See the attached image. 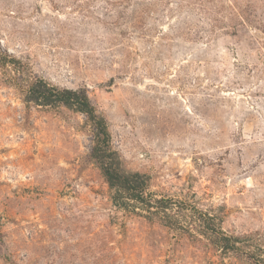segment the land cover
Listing matches in <instances>:
<instances>
[{
    "label": "rangeland",
    "instance_id": "obj_1",
    "mask_svg": "<svg viewBox=\"0 0 264 264\" xmlns=\"http://www.w3.org/2000/svg\"><path fill=\"white\" fill-rule=\"evenodd\" d=\"M0 264H264V0H0Z\"/></svg>",
    "mask_w": 264,
    "mask_h": 264
},
{
    "label": "trees",
    "instance_id": "obj_2",
    "mask_svg": "<svg viewBox=\"0 0 264 264\" xmlns=\"http://www.w3.org/2000/svg\"><path fill=\"white\" fill-rule=\"evenodd\" d=\"M29 95L37 103L44 105L64 104L87 114L88 119L96 124L95 146L92 153L94 160L100 166L110 187L123 194L116 201L119 202L122 199V204L128 206L129 202L124 200L127 195L129 200L146 203L147 199L144 195L146 181L141 180L139 174L127 176L121 172L116 156L109 148L110 134L107 122L103 118L97 117L88 97L84 93L68 89L60 90L48 83L41 82L31 88ZM118 197L117 195L116 199ZM157 203L160 205L158 207L164 209H166L165 205L168 204L167 200H159ZM226 247H229V245Z\"/></svg>",
    "mask_w": 264,
    "mask_h": 264
}]
</instances>
